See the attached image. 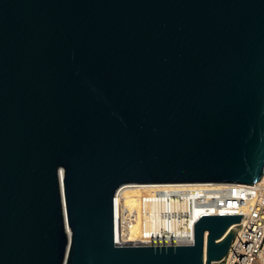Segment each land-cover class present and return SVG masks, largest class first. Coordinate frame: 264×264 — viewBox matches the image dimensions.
Wrapping results in <instances>:
<instances>
[{
  "label": "water",
  "instance_id": "1",
  "mask_svg": "<svg viewBox=\"0 0 264 264\" xmlns=\"http://www.w3.org/2000/svg\"><path fill=\"white\" fill-rule=\"evenodd\" d=\"M264 173V0H0V264H220L243 215L114 243L126 183Z\"/></svg>",
  "mask_w": 264,
  "mask_h": 264
},
{
  "label": "bare ground",
  "instance_id": "2",
  "mask_svg": "<svg viewBox=\"0 0 264 264\" xmlns=\"http://www.w3.org/2000/svg\"><path fill=\"white\" fill-rule=\"evenodd\" d=\"M264 183V173L257 181ZM209 183V182H208ZM190 184L205 182L126 183L118 190V226L115 240L120 244H182L193 241L194 224L201 214H228L211 207H194L177 192ZM173 216L171 221L169 216ZM238 222L231 227H237Z\"/></svg>",
  "mask_w": 264,
  "mask_h": 264
},
{
  "label": "built area",
  "instance_id": "3",
  "mask_svg": "<svg viewBox=\"0 0 264 264\" xmlns=\"http://www.w3.org/2000/svg\"><path fill=\"white\" fill-rule=\"evenodd\" d=\"M119 188L113 197L114 243L116 244H120L115 240L119 214L116 206ZM177 195L181 200H187L191 208L206 206L219 212L234 211L235 214L243 215L238 222L239 225L227 254L219 261L220 264H264V183L190 184L180 188ZM172 217L169 216L170 221Z\"/></svg>",
  "mask_w": 264,
  "mask_h": 264
}]
</instances>
